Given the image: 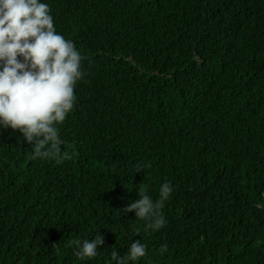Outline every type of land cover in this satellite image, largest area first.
Returning <instances> with one entry per match:
<instances>
[{"label": "trees", "instance_id": "obj_1", "mask_svg": "<svg viewBox=\"0 0 264 264\" xmlns=\"http://www.w3.org/2000/svg\"><path fill=\"white\" fill-rule=\"evenodd\" d=\"M42 2L85 76L62 163L0 129V264H115L138 239L134 264H264V0ZM164 182L149 234L122 209ZM97 234V257L68 244Z\"/></svg>", "mask_w": 264, "mask_h": 264}, {"label": "clouds", "instance_id": "obj_2", "mask_svg": "<svg viewBox=\"0 0 264 264\" xmlns=\"http://www.w3.org/2000/svg\"><path fill=\"white\" fill-rule=\"evenodd\" d=\"M83 59L74 42L57 32L47 3L0 0V129L22 133L32 145L31 159H54L60 164L69 158V153L61 149L57 125L74 109V89L85 76ZM150 167V163L138 165L137 171ZM173 192L171 182L160 186L155 201L138 191L139 198L122 212L134 211L136 219L146 221V233L159 231L167 223L162 209ZM135 232L140 234V229ZM68 244L75 246L79 258H94L104 237L97 234L94 239L70 240ZM158 251L164 255L167 244ZM147 255V244L138 239L124 256L113 251L111 260L115 264H134Z\"/></svg>", "mask_w": 264, "mask_h": 264}]
</instances>
